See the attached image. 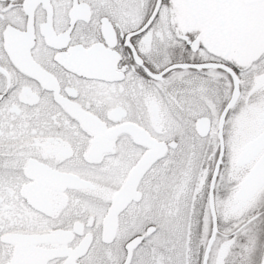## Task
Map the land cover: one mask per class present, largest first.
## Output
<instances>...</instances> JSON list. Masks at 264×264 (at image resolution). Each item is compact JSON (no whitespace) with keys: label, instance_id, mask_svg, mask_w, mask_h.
<instances>
[{"label":"snow or ice","instance_id":"snow-or-ice-1","mask_svg":"<svg viewBox=\"0 0 264 264\" xmlns=\"http://www.w3.org/2000/svg\"><path fill=\"white\" fill-rule=\"evenodd\" d=\"M0 264H264V0H0Z\"/></svg>","mask_w":264,"mask_h":264}]
</instances>
